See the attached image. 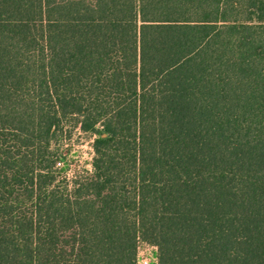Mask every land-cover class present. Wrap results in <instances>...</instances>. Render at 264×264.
<instances>
[{
    "label": "trees",
    "instance_id": "16d2710c",
    "mask_svg": "<svg viewBox=\"0 0 264 264\" xmlns=\"http://www.w3.org/2000/svg\"><path fill=\"white\" fill-rule=\"evenodd\" d=\"M139 241L264 264V0H0V264H136Z\"/></svg>",
    "mask_w": 264,
    "mask_h": 264
},
{
    "label": "rangeland",
    "instance_id": "374dc122",
    "mask_svg": "<svg viewBox=\"0 0 264 264\" xmlns=\"http://www.w3.org/2000/svg\"><path fill=\"white\" fill-rule=\"evenodd\" d=\"M90 143V139L77 130L71 132L70 136L58 140L61 155L56 169L62 177L70 179L75 174H83L90 170L92 156Z\"/></svg>",
    "mask_w": 264,
    "mask_h": 264
},
{
    "label": "built area",
    "instance_id": "2783aa9c",
    "mask_svg": "<svg viewBox=\"0 0 264 264\" xmlns=\"http://www.w3.org/2000/svg\"><path fill=\"white\" fill-rule=\"evenodd\" d=\"M136 264H158L156 247L139 241Z\"/></svg>",
    "mask_w": 264,
    "mask_h": 264
}]
</instances>
